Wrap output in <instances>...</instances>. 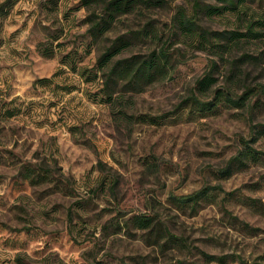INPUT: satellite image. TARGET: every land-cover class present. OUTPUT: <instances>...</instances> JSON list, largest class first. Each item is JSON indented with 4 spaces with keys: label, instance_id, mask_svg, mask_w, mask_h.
<instances>
[{
    "label": "rangeland",
    "instance_id": "rangeland-1",
    "mask_svg": "<svg viewBox=\"0 0 264 264\" xmlns=\"http://www.w3.org/2000/svg\"><path fill=\"white\" fill-rule=\"evenodd\" d=\"M162 2L94 45L81 0H0V264H264V0L201 16L212 31L254 21L262 32L244 49L258 60L234 80L240 94L262 91L255 112L203 115L185 102L213 53L171 28L195 0ZM147 21L181 63L112 109L97 59ZM227 68L214 72L218 86ZM243 141L257 160L223 175ZM206 187L196 207L175 201ZM142 215L151 229L135 225Z\"/></svg>",
    "mask_w": 264,
    "mask_h": 264
},
{
    "label": "trees",
    "instance_id": "trees-1",
    "mask_svg": "<svg viewBox=\"0 0 264 264\" xmlns=\"http://www.w3.org/2000/svg\"><path fill=\"white\" fill-rule=\"evenodd\" d=\"M216 4H204L195 0L193 13L189 16L183 7H179L171 21L172 31L178 30L180 34L191 32L198 34V49L208 47L213 53L207 69L196 80L195 87L185 102L191 110L194 108L201 115L205 112L218 111L222 108L244 110L249 114L257 108L254 98L259 96L261 90L245 88L241 94L234 88L236 71L245 63H250L254 55L245 52V45L253 40L261 39V31L256 22L241 23L233 30L222 32L212 31L200 25L201 16L212 18L222 14L225 10L239 13V6L244 0H214ZM83 7L88 12V34L94 45L106 41L107 36L115 29L121 19L131 15H142L164 4L162 0H81ZM241 21V20H240ZM264 29V22L261 23ZM147 21L138 29L115 37L107 46L103 47L96 67L103 76L102 92L112 109L119 104L122 94H139L148 88L165 83L172 79L179 61L181 50H171L169 40L162 43L158 28ZM177 33V32H176ZM58 39V38H57ZM138 46L141 49H138ZM145 46V48H144ZM241 47V52L236 54ZM243 50V52H242ZM173 51H178L176 54ZM236 51V52H235ZM235 52V53H234ZM127 56L124 57L125 54ZM42 56L51 57L44 53ZM227 57V58H225ZM227 59V60H226ZM224 63L227 64L229 73L224 84L218 86L214 72ZM40 82V81H39ZM41 83H45L42 81ZM253 91V92H252ZM196 92V93H195ZM210 93V94H209ZM210 98V99H209ZM126 115L125 112H121ZM145 122H149L146 118ZM244 147L231 159L223 175H229L233 168L247 166L255 162L257 155L247 141ZM232 168V169H231ZM212 190L203 188L191 195L175 198L181 205L196 207L200 201ZM135 225L142 230L153 227V219L147 216L134 218Z\"/></svg>",
    "mask_w": 264,
    "mask_h": 264
}]
</instances>
